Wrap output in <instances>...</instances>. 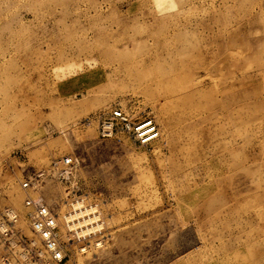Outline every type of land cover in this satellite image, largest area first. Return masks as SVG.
<instances>
[{"label":"rangeland","instance_id":"obj_1","mask_svg":"<svg viewBox=\"0 0 264 264\" xmlns=\"http://www.w3.org/2000/svg\"><path fill=\"white\" fill-rule=\"evenodd\" d=\"M28 198L62 264H264V0H0V264L50 263Z\"/></svg>","mask_w":264,"mask_h":264},{"label":"built area","instance_id":"obj_2","mask_svg":"<svg viewBox=\"0 0 264 264\" xmlns=\"http://www.w3.org/2000/svg\"><path fill=\"white\" fill-rule=\"evenodd\" d=\"M118 134H126L133 144L139 147L150 146L161 136L160 128L154 118L138 120L121 107L103 114L99 120L101 138L110 139ZM62 164L69 167L73 165V159L66 158ZM32 186L33 181L27 180L22 188L29 190ZM26 206L30 210L28 217L32 232L42 242L49 257V264H62L67 258V252L60 235L57 215L42 199L28 198Z\"/></svg>","mask_w":264,"mask_h":264},{"label":"bare ground","instance_id":"obj_3","mask_svg":"<svg viewBox=\"0 0 264 264\" xmlns=\"http://www.w3.org/2000/svg\"><path fill=\"white\" fill-rule=\"evenodd\" d=\"M193 90V89H192ZM191 94H192V92H191ZM190 94V95H191ZM192 96H195V97H201L202 96V91L201 90H198V89H196L195 91H194V93L192 94ZM164 124H166V122L164 121ZM210 205L212 206V208L214 207V204H212V203H210Z\"/></svg>","mask_w":264,"mask_h":264}]
</instances>
